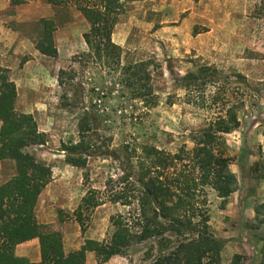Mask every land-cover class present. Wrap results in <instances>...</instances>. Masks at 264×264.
I'll use <instances>...</instances> for the list:
<instances>
[{
    "label": "rangeland",
    "instance_id": "rangeland-1",
    "mask_svg": "<svg viewBox=\"0 0 264 264\" xmlns=\"http://www.w3.org/2000/svg\"><path fill=\"white\" fill-rule=\"evenodd\" d=\"M6 1L0 0V4ZM138 1L125 0L115 40H125L121 46L123 64L147 63L150 84L157 96L153 108L128 102L126 95L113 90L108 69H94V61L81 42V27L77 28L76 19L68 12L60 14L56 24L63 27L75 20L73 50L78 54L74 56L82 55L77 62L72 61L74 56L66 59L63 55L45 58L26 54L10 73L22 107L30 105L39 131L46 135L45 146L28 151L51 167L49 203L57 215L62 211L63 222L69 227L70 223L80 227L73 214L81 205L84 232L94 218L95 237L100 242L111 236L110 218L126 214L128 208L106 202L91 209L82 204V199L94 198L95 190L106 201L111 193L125 186L120 178L131 172V162H126L131 151L127 153L124 148L127 143H146L169 153H177L183 147L192 149L191 136L206 126L212 112L189 104L177 79L195 72L199 66L217 70L213 79L220 83V90L226 95H222L223 99L236 104L243 101L237 113L239 128L224 136L233 159L228 170L232 173L238 168L243 172L241 185L245 178H264V0H206L201 6L200 0L180 4L174 0H148L145 4ZM9 12L13 13L8 9ZM188 18L189 28L181 26ZM4 20V28L23 39L25 51H30L40 37L39 19ZM64 35L70 36V31ZM60 70L65 71L61 85L57 81ZM94 111L100 129L98 139L89 131L83 136L85 154L64 153V147L80 141V122L94 128ZM135 150L139 151L137 147ZM67 156L84 160V166L68 164ZM217 198L208 191L209 218L212 211L226 203ZM209 227L215 235L210 224ZM263 245L264 241L262 248ZM147 247V243L134 245L123 256L130 264H150L144 257ZM262 248L260 263L264 264ZM240 256L239 264H248V258Z\"/></svg>",
    "mask_w": 264,
    "mask_h": 264
},
{
    "label": "trees",
    "instance_id": "trees-1",
    "mask_svg": "<svg viewBox=\"0 0 264 264\" xmlns=\"http://www.w3.org/2000/svg\"><path fill=\"white\" fill-rule=\"evenodd\" d=\"M9 1L12 5L26 3V0ZM46 1L52 6H73L81 13L89 26L83 34L88 56L94 61V69L111 72L113 90L142 108L156 105L157 96L150 84L147 63L123 64L124 50L112 41L125 0ZM39 24L41 32L35 48L40 54L55 58V23L40 19ZM81 56H74L72 61L77 62ZM216 73L213 67L203 65L177 79L189 104L212 112L206 126L191 136L192 149L183 147L177 153H169L146 143L139 146L127 143L124 148L125 152L131 151L126 161L131 162V172L120 178L126 182L125 186L111 193L106 201L94 190V198L84 197L82 204L95 209L109 202L128 211L110 218L112 233L108 240H85L79 251L65 254L61 233L43 232L34 213L38 197L49 184L52 173L51 167L39 162L28 149L45 146L46 135L38 130L32 115L15 110L16 86L10 71L0 67V160H12L16 167L15 176L0 184V264H84L86 252H93L98 263H104L123 255L134 245L146 243L144 257L150 264H221L225 241L210 230L207 197L208 191H212L225 201L236 190L237 178L228 170L233 159L224 136L239 128L237 113L243 101L231 103L226 97L227 101H222L224 92L213 79ZM63 75L65 71L60 70L59 85L63 84ZM95 114L96 111L94 128L80 122V141L64 147V153L85 154L83 136L89 131L98 139L100 129ZM65 160L75 167L85 164L84 160L71 156ZM80 209L81 205L73 215L83 233ZM256 214L264 224V204L256 208ZM62 215L59 210V222L64 221ZM32 239L39 242L41 260L38 263L15 255L17 245ZM240 260V255H234L230 264H239Z\"/></svg>",
    "mask_w": 264,
    "mask_h": 264
},
{
    "label": "crops",
    "instance_id": "crops-1",
    "mask_svg": "<svg viewBox=\"0 0 264 264\" xmlns=\"http://www.w3.org/2000/svg\"><path fill=\"white\" fill-rule=\"evenodd\" d=\"M148 0H139L138 2L145 4ZM180 4L189 0H174ZM206 0H200L198 5H202ZM12 10V14L7 11ZM63 12H68L71 18L76 19L77 28L81 27L79 33L81 42L86 47L83 34L88 29V23L73 6H52L47 3L46 0H26V3L21 5H12L9 0L0 4V67L6 68L13 73L16 67H19L22 58L28 54L31 56H42L45 58H52L40 54L35 45L31 50L26 52L23 45L24 41L18 38V35L11 34L10 31L4 28L5 18L10 22H27L36 19H48L53 20L56 26V30L53 34V40L57 49L56 57L59 58L62 55L64 58H71L77 55L78 52L73 50L74 39L72 38L74 21L66 26L60 27L56 23L59 22V15ZM122 15V14H121ZM120 15V16H121ZM119 16V17H120ZM74 23V24H73ZM189 18L181 23V26L189 28ZM121 26V19L119 24H116L113 33L112 41L120 47L124 43V38L115 40L118 26ZM57 27H59L57 29ZM70 31L69 35H64V32ZM87 48V47H86ZM67 50V53L64 51ZM36 58V57H35ZM25 65V63L23 64ZM12 79V78H11ZM14 82V81H13ZM15 84V83H14ZM16 100L15 110L23 114H32V110L29 109L30 105L22 107V101L18 88H16ZM0 121V127H1ZM39 130V129H38ZM264 140V138H263ZM231 168V166H230ZM52 172V170H51ZM232 173L236 175L238 185L237 189L230 194L226 199V203L223 208L212 211L209 224L215 232L216 237L225 241L224 247L221 252V264H230L234 255H243L248 258V264H261V248L264 241V224L260 222L261 216L256 214V206L264 204V178L259 177L255 180L242 179L241 185L240 179L242 178V171L240 169H232ZM16 174L15 163L12 160H0V184H4L11 180ZM248 178V176H247ZM53 177L49 184L40 193L36 207L35 217L36 221L43 232L59 231L62 236L63 251L65 254H70L79 251L83 246L85 240L99 241V237L94 232V218L86 232H81L80 227L76 224H71L70 227L66 222H59L58 215L55 211L54 205H51L48 201L49 198V186L53 183ZM249 181L245 186V182ZM76 201L77 207L80 200ZM223 200L221 198H217ZM15 255L23 257L31 263H38L41 260L40 248L38 239H32L30 241L19 244L15 248ZM84 264H130L125 256L118 255L110 258L104 263H98L96 256L93 252H86Z\"/></svg>",
    "mask_w": 264,
    "mask_h": 264
}]
</instances>
